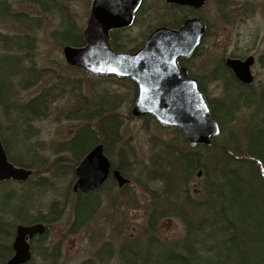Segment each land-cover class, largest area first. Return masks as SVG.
<instances>
[{"label":"trees","instance_id":"16d2710c","mask_svg":"<svg viewBox=\"0 0 264 264\" xmlns=\"http://www.w3.org/2000/svg\"><path fill=\"white\" fill-rule=\"evenodd\" d=\"M34 1L42 15L54 12L53 14H58L62 18L58 26L51 30L50 38L60 46L67 44L81 46L85 43L83 27L79 25L76 14L63 0ZM217 1L222 5L228 2ZM172 7L176 10L173 13L176 14L174 24L166 25L178 26L192 13L184 7ZM42 15H40L42 18H37L24 11H11L10 4L6 0H0V20L9 18L19 23L22 29L11 38L10 43L5 40L3 43L5 47L0 49V61L9 59L13 64H17L11 65L8 78L0 79V105L4 110L13 112L9 125L0 123V136L9 159L16 165L33 169L34 174L35 170H40L44 166L45 160L40 157L38 141H33L37 132L32 122L51 113L53 102L58 96V92H54L57 87L55 81L70 83L69 78H63L55 69L51 70L53 74L47 68L37 67L35 64L25 68L21 66V61L26 59L25 56H30L34 60L32 56L37 47L35 33L42 27ZM19 49L24 53L15 54ZM260 59L264 64V55H261ZM220 65L223 69L220 72V68L214 70L215 79L226 80L227 88L230 90L229 87L236 85L237 82L232 74L229 75L228 68L221 63ZM59 66L63 68L61 63ZM14 74H21V89L30 84L36 85L46 76H52L55 81L42 87L27 101L21 102L15 96L12 80ZM91 79L92 77L87 81L91 83ZM94 79L104 80L99 77ZM75 81L74 87L81 88V83L78 84L80 80ZM200 85L204 89L202 82ZM237 86L241 87L237 89L238 92L233 91L232 94L225 92L216 99L209 98L212 115L220 124L221 133L218 139L217 137L213 139L214 145L200 146L206 150L205 153H184L178 151L177 146L163 144L159 146L167 148L165 152L174 157L170 160V168L176 165L171 171H167L169 173L167 179H164L160 172L149 173L153 179L160 181L163 190L152 194L140 236L120 242L117 250L114 248L113 240H105L96 247L91 257L77 264H264V88L258 94L254 92L256 90L253 87ZM90 87L95 88L92 83ZM82 98L87 97L83 95ZM103 98L106 102L109 97L104 95ZM122 98L123 96L118 94L111 98L113 99L111 105L97 107L86 116L73 117L67 113V118L79 120L82 124L69 139L58 143L56 151L69 154L71 164L53 167L52 176L62 171L71 174L73 180L75 166L95 144L102 142L106 153L113 161V166L124 176L133 178L129 172L130 161L127 158V155L133 153L132 145L129 140L123 139L121 129L124 121L116 112ZM241 111L249 112L245 117L246 123L244 122L241 135L238 137L236 134H229L226 138L227 133L223 129V124L237 121V114ZM11 136L14 137L13 145L16 148L9 144ZM181 137L184 139L183 134ZM223 137L225 144L219 142ZM231 137L234 143L227 141ZM25 143L23 147L26 151L22 152L20 146ZM162 159V155L156 153L152 156L151 163L164 167ZM177 162L180 164L177 165ZM201 166L205 172L198 186L193 187L191 191L189 182L195 177L196 169ZM61 167L63 169L59 170ZM36 174L38 176L34 182L35 186L38 188L49 186L48 179L51 177L39 174L38 171ZM134 180L137 183V179ZM30 181L31 178L21 183ZM12 183L11 180L1 182L10 189L5 194L0 192V264H6L7 258L13 252L11 240L17 223L43 221L49 227L54 221L59 220L63 211L57 202H53L54 205L45 217H28V210H23L21 205L13 202L17 196L15 189L10 185ZM127 187L128 184L118 189L121 191ZM116 189L117 183L110 177L98 189L87 194L77 193L69 207L72 221L68 233H79L87 226L93 225L94 218L102 209L105 200L113 201L111 205L116 206L117 193L114 196ZM102 192L104 196H101ZM11 202L14 203L13 206ZM170 216L180 219L183 225L182 236L174 240L166 239L160 233V220ZM48 230L44 235L35 238L33 242H39L41 245H33V251L44 257V264H57L60 258L59 243L51 247L45 242L49 236ZM40 247L43 248L41 253L38 252ZM31 263L33 261L28 264Z\"/></svg>","mask_w":264,"mask_h":264},{"label":"rangeland","instance_id":"374dc122","mask_svg":"<svg viewBox=\"0 0 264 264\" xmlns=\"http://www.w3.org/2000/svg\"><path fill=\"white\" fill-rule=\"evenodd\" d=\"M6 1L10 4L11 11H24L37 18L42 15L39 6H36V1L34 0ZM59 1L62 2V0ZM63 1L76 14L79 25L84 27L88 18L90 0ZM146 5L145 11H148V17L144 19V15L141 14L134 26L127 32L132 37L131 44H129L131 46L137 44L136 40L145 38L144 36L147 35V29L150 25L151 28L152 26L155 28L164 23L174 22L176 14L173 15V13L176 10L172 9L174 11L171 13L169 11L170 8L166 6L164 1L147 0ZM185 10L188 9L185 8ZM53 13L42 15V27L35 33L37 47L32 56L34 60L30 56H25L26 59L21 61V66L25 68L35 64L37 67L47 68L50 72L55 69L62 74L63 78H69L70 83L60 80L55 81L52 76H46L36 85L30 84L26 88L21 89V74H14V77H12L14 91H16L15 96L21 102L27 101L36 95L42 87L50 85L54 81L57 84L54 92H58V96L53 102L51 113L32 122L34 130L37 132V135L33 137V141H38L40 157L41 159L43 158V161L45 160L44 166L40 170H35V174L38 171L39 174L51 177L48 179L50 184L47 187L38 188L34 184L38 174H34L30 182H13L10 185L15 189L17 196L16 198L14 195L16 199L13 202L21 205L23 210L27 209V214L30 218L45 217L54 205L53 202H57L63 208L59 220L51 224L49 236L45 239V242L50 244L51 247L59 243L60 258L57 264H77L91 257L96 247L105 240H113L114 248L116 247L115 250H117L120 242L140 236L145 225L146 208L149 207L152 201V194L155 191L163 190L160 181L153 179L149 173L160 172L163 174L164 179H167L169 177L167 171H171L176 165H172L170 168V160L174 157H170V154L168 153V155L165 152L167 148H164V146L160 148V145L177 146V150L184 153H205L206 150L199 146L192 147L188 145L186 140H184L185 138L181 137V132L177 129L164 128L157 125L150 118L133 115L131 110L135 91L128 82H119V79L108 77H105L104 80H95L94 78L96 77H94L90 82L94 84L95 88L91 89V83L87 81L91 77L78 68L67 65L63 54V46H60L55 40L50 38L51 30L56 28L62 19L58 14ZM194 13L207 20L209 29L199 53L191 60H188L187 63L190 65L192 72L200 76L199 79L202 81L209 98L216 99L225 92H227L226 94L233 93V91L238 92L237 89L241 88L235 83L236 85L229 87L233 90H229L226 80L212 78L213 68L217 67L218 62L220 63L223 58L225 59L235 54H238V57H246L250 54L255 56L256 61L253 65L254 81L250 87H253L256 91L249 90L260 94L261 89L264 88V64L260 59L261 55H264V0H228L224 5L218 3L217 0H206V5ZM21 30L20 24L13 22L9 18L0 20V49L5 47L3 44L5 40L10 43L11 38L15 34L20 33ZM23 53L19 49L15 54ZM60 63L63 68L59 66ZM11 65L17 66L9 59L0 61V79L10 76L8 72L12 69ZM209 77L210 81L207 80ZM78 79L80 80L78 84L81 83L82 85L81 88L80 86H77L78 88L74 87L75 80ZM118 94L122 95L123 98L116 112L124 121L121 129L124 136L123 139L129 140L132 145L133 153L132 155H127V158L130 161L129 172L133 178H131V183L128 184L125 190L119 191L117 186L114 193V196L117 193L116 206L115 204L111 205L113 201L105 200L102 209L94 218L95 223L93 225L87 226L79 233H68L72 221L71 208L69 207H71L76 195L72 191L75 178L72 180L71 174L62 171L52 176V170L53 167H58L59 165L66 166L71 164V156L66 153H58L56 147L59 142L69 139L82 123L79 120L67 118L66 115L70 113L73 117L86 116L89 111L95 110L97 107L111 105L113 100L111 98ZM83 95L87 98H82ZM104 95L109 97L106 102H104ZM248 114L249 112L241 111L237 114V121L223 124V129L227 133L225 135L226 138L229 134H236L238 137L241 135L240 132L246 123L245 117ZM12 115V110L10 112L6 111L0 105L1 124L9 125ZM224 138L219 141L221 144H225ZM9 139L10 146L16 148L13 145L15 144L14 137L11 136ZM228 140L234 143L232 137ZM25 145L26 143L20 146V151H26L23 147ZM156 153L157 155H162L164 167L151 163V158ZM178 164L180 163L177 162ZM61 169L63 168L61 167L59 170ZM153 170L156 171L154 172ZM200 170H202L201 174L198 175ZM175 172L177 173V170ZM204 172L205 170L202 166L196 169L195 177L189 182L191 191H193V187L198 186ZM176 176L178 177L179 175L176 174ZM134 179H137V183L134 182ZM9 189V186L0 183V192L2 194L8 193ZM101 196H104V192H102ZM13 202H11L12 206L14 205ZM159 225L160 233L166 239L174 240L183 234L182 222L177 217L162 218ZM34 255L35 258L32 264H44L43 257L39 256V253L36 252Z\"/></svg>","mask_w":264,"mask_h":264},{"label":"water","instance_id":"95a60500","mask_svg":"<svg viewBox=\"0 0 264 264\" xmlns=\"http://www.w3.org/2000/svg\"><path fill=\"white\" fill-rule=\"evenodd\" d=\"M189 5L195 9L206 0H166ZM141 0H92L84 32L87 44L77 48L64 47V56L93 75L129 77L138 85L133 107L136 116L151 115L164 126L178 127L185 132L188 142L196 146L211 143V137L220 133L212 118L205 94L187 71L179 67L180 57H189L199 45L207 24L198 17L187 19L178 29L159 27L143 47L134 53L116 52L109 44V30L132 24ZM254 57L245 60L228 58L226 64L245 84L253 81L251 65ZM113 69H115L113 71ZM111 172V162L104 153L103 144L96 145L76 168L73 191L88 192L100 187ZM31 170L15 166L9 161L0 138V181L25 180ZM119 186L130 182L118 169L112 171ZM201 173H199L200 175ZM42 223L19 225L13 241L14 254L7 264H24L31 258L30 243L37 233H44Z\"/></svg>","mask_w":264,"mask_h":264},{"label":"flooded vegetation","instance_id":"af4514ba","mask_svg":"<svg viewBox=\"0 0 264 264\" xmlns=\"http://www.w3.org/2000/svg\"><path fill=\"white\" fill-rule=\"evenodd\" d=\"M146 1H147V0H143V1L141 2V5H140V7H139V9L137 10L136 15H135L136 18H135L134 24L136 23L137 18H139V17L141 16V14L144 15V19H145V17H148V16H147V15H148V14H147L148 11H147V12L145 11L146 8H147ZM142 12H144V13H142ZM147 19H148V18H147ZM134 24H133V25H134ZM131 27H132V26H131ZM131 27L120 28V29H116V30H114V31L111 32V33H112V35H111V41H112V43H113L116 47H120V48H122L124 45H126L128 42L131 41V38H132V37H130L129 33H127V32L130 30ZM192 58H194V57L192 56V57H190V58H188V59H181V61H180V65H181L182 67H186L187 70H188L189 75H191L192 77H194L195 79H197V80L199 81V77H200V76L194 74V73L192 72L191 68H190V65L187 63L188 60H191ZM207 80L210 81V77H209Z\"/></svg>","mask_w":264,"mask_h":264},{"label":"bare ground","instance_id":"6f19581e","mask_svg":"<svg viewBox=\"0 0 264 264\" xmlns=\"http://www.w3.org/2000/svg\"><path fill=\"white\" fill-rule=\"evenodd\" d=\"M201 171H202V170H200V172H199V173H201Z\"/></svg>","mask_w":264,"mask_h":264},{"label":"snow or ice","instance_id":"6c2138e0","mask_svg":"<svg viewBox=\"0 0 264 264\" xmlns=\"http://www.w3.org/2000/svg\"><path fill=\"white\" fill-rule=\"evenodd\" d=\"M115 69H113V71H114Z\"/></svg>","mask_w":264,"mask_h":264}]
</instances>
